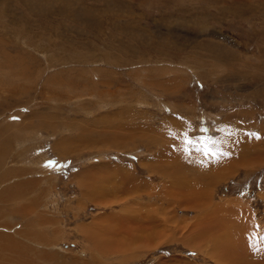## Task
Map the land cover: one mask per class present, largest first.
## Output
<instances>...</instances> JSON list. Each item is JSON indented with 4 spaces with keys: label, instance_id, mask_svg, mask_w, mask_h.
Instances as JSON below:
<instances>
[{
    "label": "rangeland",
    "instance_id": "374dc122",
    "mask_svg": "<svg viewBox=\"0 0 264 264\" xmlns=\"http://www.w3.org/2000/svg\"><path fill=\"white\" fill-rule=\"evenodd\" d=\"M260 190L264 0H0V264H264Z\"/></svg>",
    "mask_w": 264,
    "mask_h": 264
},
{
    "label": "snow or ice",
    "instance_id": "6c2138e0",
    "mask_svg": "<svg viewBox=\"0 0 264 264\" xmlns=\"http://www.w3.org/2000/svg\"><path fill=\"white\" fill-rule=\"evenodd\" d=\"M185 135H186V134H185ZM249 135H253V136H256V138H259V135L256 134V133H251V134H249ZM186 143L189 144V145H191L192 147L195 146V143H194L192 140H186ZM204 154H205V155H217L216 153H212V152H210V151H208V150H205V153H204ZM55 164H56L55 161H49L48 164H46L45 166H46V167H54Z\"/></svg>",
    "mask_w": 264,
    "mask_h": 264
},
{
    "label": "crops",
    "instance_id": "0c3cea01",
    "mask_svg": "<svg viewBox=\"0 0 264 264\" xmlns=\"http://www.w3.org/2000/svg\"><path fill=\"white\" fill-rule=\"evenodd\" d=\"M260 191H262V192H261V196H263V195H264V190H260Z\"/></svg>",
    "mask_w": 264,
    "mask_h": 264
},
{
    "label": "bare ground",
    "instance_id": "6f19581e",
    "mask_svg": "<svg viewBox=\"0 0 264 264\" xmlns=\"http://www.w3.org/2000/svg\"><path fill=\"white\" fill-rule=\"evenodd\" d=\"M33 168V167H32ZM175 180V179H174ZM178 180V179H177ZM179 181V180H178ZM258 259V258H257Z\"/></svg>",
    "mask_w": 264,
    "mask_h": 264
}]
</instances>
